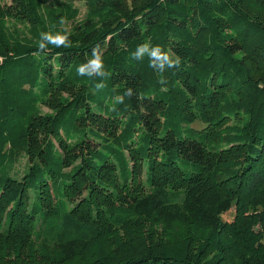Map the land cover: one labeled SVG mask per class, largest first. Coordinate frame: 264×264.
I'll list each match as a JSON object with an SVG mask.
<instances>
[{"label": "trees", "instance_id": "1", "mask_svg": "<svg viewBox=\"0 0 264 264\" xmlns=\"http://www.w3.org/2000/svg\"><path fill=\"white\" fill-rule=\"evenodd\" d=\"M84 2L100 23L72 31L70 0L0 4V264H264V0ZM41 32L68 46L39 48ZM146 42L176 63L133 60ZM94 48L106 78L77 74ZM60 90L73 99L22 127ZM231 111L248 116L237 133ZM17 131L20 178L3 174ZM159 221L167 243L136 234Z\"/></svg>", "mask_w": 264, "mask_h": 264}, {"label": "rangeland", "instance_id": "2", "mask_svg": "<svg viewBox=\"0 0 264 264\" xmlns=\"http://www.w3.org/2000/svg\"><path fill=\"white\" fill-rule=\"evenodd\" d=\"M71 1V5L68 7L70 13H63V20L64 23L62 24V30L63 31H72L74 29H77L78 27H80L81 25L88 23L90 21H98L101 20L98 17L95 18H90L88 19L87 17H85V13L87 11V6L84 2V0H70ZM138 0H126V3L128 5V7L131 6V4L134 2H136ZM10 0H1L0 4L1 5H6L9 4ZM43 7V12L44 15H47L46 10H45V5H42ZM46 9H48V7H46ZM67 10V8L65 9V11ZM54 14H50L48 15V17L53 16ZM93 19V20H91ZM22 24H18L17 25V33H22L23 34V28H22ZM19 48H23V47H19ZM75 85H80L79 83H74ZM25 87H29V86H25ZM34 89H37V87L35 86ZM37 91V90H35ZM41 94H37V102L35 104V106H33L32 109H30L28 112H24V113H19L21 115L20 118L18 119H23L22 122V127L24 128H28V125H30V122H34L36 125L37 121L42 120L43 116L46 114H56L57 108L60 105L61 101H63L64 103H67L68 101H70L71 99H73V96H71L70 94H68L67 91L65 90H60L57 93H54V95L51 96H43L41 97ZM40 99V100H39ZM233 110V109H232ZM15 112H13L12 114H14ZM239 111H231V113H227V115H229V119L225 120L226 122V127L229 128V132H236L237 130H241V128H243L244 122L247 119L248 116H246V113L241 112L239 114ZM15 124V123H14ZM189 126L193 127L194 129L200 130L204 127V125L200 122V121H195L192 124H190ZM41 135V134H40ZM234 135V134H233ZM14 140L16 141V146L15 147H10L11 144L7 143L5 146V150H7V159H6V164H5V168L3 170V174L7 175V176H11V177H17L20 178L23 174L24 171V166H26V164L29 162V158L27 155V146L26 143L23 142L22 144H20V136L18 131L15 133V135H13ZM17 142L19 144H17ZM52 142L56 145L57 142L52 139ZM231 145H235V144H231ZM130 165V164H129ZM68 168H66L65 170H67ZM234 211L233 208H231L230 210L226 211L225 213L222 214L221 219L222 220H226V221H230L233 217ZM134 219V217H133ZM139 222V221H138ZM141 223V222H140ZM163 226H166V228H163ZM170 225L169 224H164L162 221L159 222H155L154 225L152 227L149 226V224H145L143 227L138 226L137 227V233L140 229L143 230L142 235H143V240L144 242L150 243V242H163V244L168 242V237H171L170 234L171 233L170 230ZM122 230H120L121 232ZM135 231V232H136ZM150 231H153V233H149ZM125 234V232H124ZM133 233H128L127 235L131 236ZM126 238H129L127 237ZM102 242H98L95 243L94 245H92L91 247V251H95L102 248ZM111 252V247H106L105 248V253H109ZM79 257V256H77ZM80 260V259H79ZM79 263V261H77V259L74 258H70L68 259L64 264H77Z\"/></svg>", "mask_w": 264, "mask_h": 264}, {"label": "clouds", "instance_id": "3", "mask_svg": "<svg viewBox=\"0 0 264 264\" xmlns=\"http://www.w3.org/2000/svg\"><path fill=\"white\" fill-rule=\"evenodd\" d=\"M60 23L63 24L64 20L62 19ZM40 37L41 41L39 43V48L41 49L45 47V44L43 43L44 40H47L48 43L57 47L68 46V38L64 35L57 34L56 36H53L50 33L41 32ZM145 55L149 58V67L156 69L158 66L161 72L166 65L171 66L176 63L170 59L169 53L162 50L160 46L152 47L147 42L137 46L135 52L131 54V58L139 61L143 60ZM77 74L80 76L87 75L89 77L97 76L103 78L108 76V73L103 69L102 55L98 48L92 50L91 59H88L77 68ZM104 86L103 82L95 85L97 89L103 88ZM127 92H131V89H128Z\"/></svg>", "mask_w": 264, "mask_h": 264}]
</instances>
